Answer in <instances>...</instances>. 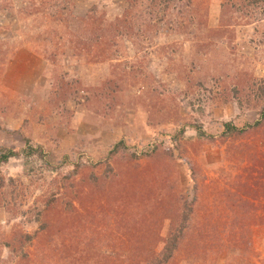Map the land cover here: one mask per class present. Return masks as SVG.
<instances>
[{"label": "rangeland", "instance_id": "1", "mask_svg": "<svg viewBox=\"0 0 264 264\" xmlns=\"http://www.w3.org/2000/svg\"><path fill=\"white\" fill-rule=\"evenodd\" d=\"M58 2L63 22L49 0H0V153H17L0 164V264H146L127 257L137 245L159 253L189 209L170 264H264V3ZM86 14L117 38L99 61L53 36L86 37L73 21ZM117 28L127 33L113 38ZM260 121L220 140L222 122Z\"/></svg>", "mask_w": 264, "mask_h": 264}, {"label": "trees", "instance_id": "2", "mask_svg": "<svg viewBox=\"0 0 264 264\" xmlns=\"http://www.w3.org/2000/svg\"><path fill=\"white\" fill-rule=\"evenodd\" d=\"M135 1L136 0H127V2L129 3L130 8L133 9V7H134L133 5L135 4L134 3ZM245 1L247 3V6H253V5H258V4L264 3V0H245ZM49 3H52L51 6H50L51 8H55V9L62 8L61 10H58V15L59 16L57 15V16L53 17L55 21H61V20H64V18H66V19L70 18V15L67 16L68 13L65 12V14H64V10L66 8L61 7V4L58 2V0H49ZM233 9H235V8H233ZM92 20H93V18H92L91 14H86L82 18L73 19L74 22L81 23L83 25V28H85L86 26L88 28V26H89V31L87 29L88 35L86 37L85 36L79 37L78 34H76L75 32H73L71 30H68L66 32L64 38H63L64 34L62 33L61 29L56 30V32L53 34V36L55 35L54 37L58 38L60 41L64 40L65 42H67L72 47V51H73L74 55H80L82 52H87V54H91L92 55L91 57H93V59H91V61H99L101 59L99 57L100 56V51H108V50H110V48H113V45L117 41V38H115V37H118V36L120 37V36L124 35L125 34L124 32L127 33V31L130 29V27H132V25L130 23H120V24L125 25L124 29L127 30V31H125L124 29H118L117 28V30L119 31V34L116 33V35H115V33H112L113 34L112 37L115 38L113 40L114 42L112 41L110 44H108L107 43L108 40L107 39L105 40V34L108 31H106L105 29H102L101 25L90 26V24H93ZM61 22H63V21H61ZM84 23L86 24L85 27H84ZM81 24H80V26H81ZM149 27L153 28L155 26L151 25ZM103 30H104V32H103ZM49 37H50V34H49ZM195 43L199 44L197 46V47H199L200 44L202 43V41H201V43L200 42H195ZM204 45L207 46L208 42L204 43ZM209 45H211V44L209 43ZM58 50H60V49H58ZM57 53L51 54L49 56V58L52 59L53 57H56ZM199 55H202V54L194 53V56H193L194 59L195 58L200 59L201 56H199ZM192 61H193V59L191 60V64H192ZM193 69H194V67H193ZM178 77L191 78L192 74H191V71H188L186 69H182L181 72H179V76ZM105 84H106V88L110 87V90H109L110 92L109 93H105V95L103 94L102 97L106 98L109 101L108 104H107L108 106L106 107V111L109 113L110 110H112V107L115 104L114 99H115L116 96L114 97V94H112V93L118 88V86H112V85L116 84L114 82V79L106 80ZM103 87H105V86H103ZM263 111H264V109H263ZM263 119H264V114L262 115V120ZM261 124H262V121L257 122L253 126H249L248 125L249 127L242 126V127L238 128L232 122L231 123L230 122H228V123L227 122H222V123H220V128H221L220 140L221 141H225L228 138H233V139L239 138L240 136H243L244 134H246L248 129L257 128ZM3 132L5 134H8L9 136H13V135L19 134V132L7 130V129H4ZM20 136H21V134H20ZM20 138L23 139V141H22V145H23L22 146V151H23L25 157H29L30 158L32 155L36 154L35 153L36 150H34V148L30 147V144H29L30 142L27 139L23 138V136H21ZM124 147H125L124 146V142L123 141H118L116 143V145L113 146L112 150L109 152V154H108L109 157L116 156V154L118 152H120L121 150H123ZM157 149H155V151H157ZM38 154L42 158V152L39 151ZM13 155H17V153L15 151H13V150H9L8 153L1 152L0 153V164L8 162L9 158L13 157ZM134 158H135V156H134ZM66 159L67 158H65V161L69 160L70 158L67 159V160ZM72 167L73 168L75 167V170L71 171L70 174L68 176H66L65 179H67V180L70 179L72 177V175L75 174L76 171L79 168V166H77V165H73ZM5 179L6 178H4L3 176L0 177V187L1 186H5ZM10 182H12V180H10ZM72 185L73 184H71V183H64L63 182V188H65L66 190L71 188ZM194 188H195V185H194ZM194 201H196V196H194L192 198V202L191 203H193ZM55 202H56L55 196L52 195L48 199H46V201L44 202L43 205H44V207L49 208V207H52ZM189 212H191L190 209L188 210V212L183 214V216H182L183 219H182V222H181V226L179 225L177 228H175L173 231H171L169 233V235L167 236V239L164 240L165 243H164V245H163V247H162V249H161V251L159 253L153 252V250L149 249L148 246H146V245H142L141 247H139V245H137L135 250L133 252H131L129 257H127L128 259H127L126 262H128V263L132 262L133 260H135V258L137 256L140 255V261L141 262H145L146 264H170L172 259L178 253L179 248H180L183 240H185L188 220H190V214H192V213L189 214ZM39 215H40V212H36V217H37L36 220H39ZM41 229H43V225H41ZM17 235L22 237L24 239V240L22 239V242L25 243V242L32 241L34 239V236L37 235V231L34 233V236L22 235V234H20V232H18ZM18 251H19L18 253L20 254L21 258L27 259L26 252H24L22 249H19Z\"/></svg>", "mask_w": 264, "mask_h": 264}]
</instances>
